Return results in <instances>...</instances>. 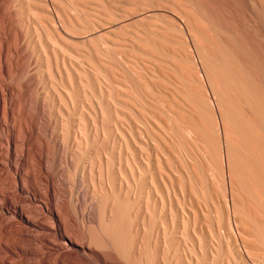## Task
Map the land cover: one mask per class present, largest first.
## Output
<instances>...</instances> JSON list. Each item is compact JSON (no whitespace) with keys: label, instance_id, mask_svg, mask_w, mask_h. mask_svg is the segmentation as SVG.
<instances>
[{"label":"rangeland","instance_id":"obj_1","mask_svg":"<svg viewBox=\"0 0 264 264\" xmlns=\"http://www.w3.org/2000/svg\"><path fill=\"white\" fill-rule=\"evenodd\" d=\"M193 1L9 0L2 7L0 0L1 32L6 40L13 34L14 46L1 77L41 107L46 149L55 158L45 165L57 201L72 203L76 221L91 204V221L83 223L93 225L104 197L126 208L134 258L147 250L153 264H264V235L257 233L264 220L236 221L225 172L204 156L190 124L188 94L198 93L203 75L193 44L183 41L188 31L178 2ZM219 1L262 41L264 56V0ZM7 125L0 171L13 166L12 174H24L25 140L7 156ZM7 192L0 221L12 224L8 198L16 193ZM36 196L51 204L45 191Z\"/></svg>","mask_w":264,"mask_h":264},{"label":"bare ground","instance_id":"obj_2","mask_svg":"<svg viewBox=\"0 0 264 264\" xmlns=\"http://www.w3.org/2000/svg\"><path fill=\"white\" fill-rule=\"evenodd\" d=\"M8 1L2 0V7ZM178 3L183 7L181 12L186 18L188 31L189 40L184 38L183 41L193 44L199 62L198 71L203 75L199 78L201 87L198 93L188 94L193 112L190 113V124L201 142L204 156L210 162L216 161L225 172L227 195L236 221L245 226V216L264 220L262 41L252 35L251 38L248 31L239 27L238 18L228 15L219 0ZM12 40L13 34L10 40L4 38L0 26V83H3L1 73L9 72L13 62L14 57L10 54L14 51ZM188 56L191 57L190 53ZM3 85L4 89L0 86V131H8L9 120L13 132V137L8 135L4 140L6 155L12 156L16 152L17 141L23 137L25 150L22 165L25 172L12 174L13 166L0 171V205L8 188H13L16 193L8 198L14 210H11L9 218L12 224L0 221V263L153 264L147 250L134 258L129 217L122 203L100 198L93 225H84V220L91 221V204L83 209L82 221H76L72 203L57 201L55 179L45 165L55 158L47 151V142L42 134L43 125L39 122L42 109L31 95L9 84ZM206 89L213 97L206 93ZM182 91L179 93L184 94ZM30 101L35 104L34 110ZM42 190L48 194L51 204L37 199L36 194L42 197ZM35 202L40 205L36 206ZM38 215L42 216L44 223L36 219ZM257 233L264 235L263 230ZM56 248L63 251L57 252ZM148 249L150 252L149 246Z\"/></svg>","mask_w":264,"mask_h":264}]
</instances>
